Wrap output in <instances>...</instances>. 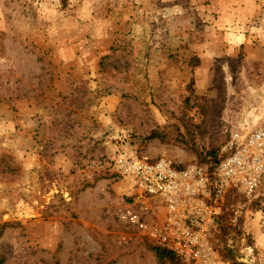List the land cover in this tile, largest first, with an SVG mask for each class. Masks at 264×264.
<instances>
[{"label":"rangeland","instance_id":"1","mask_svg":"<svg viewBox=\"0 0 264 264\" xmlns=\"http://www.w3.org/2000/svg\"><path fill=\"white\" fill-rule=\"evenodd\" d=\"M259 132L264 0H0V264H264V173L219 175Z\"/></svg>","mask_w":264,"mask_h":264},{"label":"built area","instance_id":"2","mask_svg":"<svg viewBox=\"0 0 264 264\" xmlns=\"http://www.w3.org/2000/svg\"><path fill=\"white\" fill-rule=\"evenodd\" d=\"M263 138L264 133L259 132L253 136L251 143L255 144L258 141L260 143V140ZM250 156V153L238 152L219 166L221 189L227 186L230 181L234 180L239 181L242 185H250L253 187L257 184L254 178H246L245 176L243 178V175H246L247 169L250 166L256 169L257 174L264 173V150L261 148L256 156L253 158ZM133 168V171L138 173L143 179L146 190L151 193L160 194V196L169 202H172L177 195L183 192L192 193L195 188L193 184L190 185V181L195 176L201 175L200 170H196L195 168L185 170L172 169L164 161H159L155 164L138 162ZM243 180L247 183H243ZM170 206L172 207V204ZM192 241H195V239L193 238ZM171 250L176 253V250ZM198 254H200V249L196 248L194 255Z\"/></svg>","mask_w":264,"mask_h":264},{"label":"trees","instance_id":"3","mask_svg":"<svg viewBox=\"0 0 264 264\" xmlns=\"http://www.w3.org/2000/svg\"><path fill=\"white\" fill-rule=\"evenodd\" d=\"M150 248L160 264H181L172 250H168L160 246H151ZM233 264H248V263L245 261L233 260Z\"/></svg>","mask_w":264,"mask_h":264},{"label":"crops","instance_id":"4","mask_svg":"<svg viewBox=\"0 0 264 264\" xmlns=\"http://www.w3.org/2000/svg\"><path fill=\"white\" fill-rule=\"evenodd\" d=\"M260 238H261V237L259 236V237H258V241L260 240ZM259 243H260V245H261V243H262V245H264V239H263V240L261 239V240L259 241Z\"/></svg>","mask_w":264,"mask_h":264}]
</instances>
